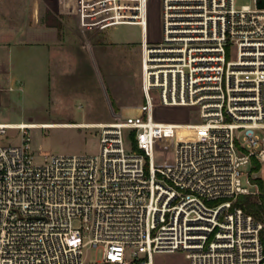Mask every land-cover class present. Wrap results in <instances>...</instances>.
<instances>
[{
    "label": "built area",
    "instance_id": "obj_1",
    "mask_svg": "<svg viewBox=\"0 0 264 264\" xmlns=\"http://www.w3.org/2000/svg\"><path fill=\"white\" fill-rule=\"evenodd\" d=\"M160 2L157 42L148 0L137 24L144 101L92 126L98 153L36 163L32 127L14 144L0 123V264H154L175 250L189 264H264V220L237 204L258 194L242 179L254 162L264 181V0ZM157 105L194 107L199 121L159 120ZM88 247L102 259L87 261Z\"/></svg>",
    "mask_w": 264,
    "mask_h": 264
},
{
    "label": "rangeland",
    "instance_id": "obj_2",
    "mask_svg": "<svg viewBox=\"0 0 264 264\" xmlns=\"http://www.w3.org/2000/svg\"><path fill=\"white\" fill-rule=\"evenodd\" d=\"M3 1L0 0V3ZM127 2L129 5L135 4L132 0ZM111 3L106 1L87 10L95 13ZM235 4L241 7L253 5L254 2L235 0ZM80 5V0H61L57 5L60 12L52 19L47 0L41 1L40 21L58 25L59 44L68 50L66 55L61 52L57 54V59L60 64L63 62L64 67L59 66L58 71L43 74L36 64L22 74V79L19 74L14 76L12 71H7L8 68H2L0 123H65L92 119L108 122L113 118L112 111L128 113L132 107L144 101L141 88V27L120 24L102 29L100 25L104 22L101 21L112 14L110 11L89 17L93 26L84 27ZM125 5L124 13L130 12L131 15L128 13L127 16L136 19L133 8ZM26 9V0H7L3 10L9 18H18L24 24L29 20ZM67 34L70 38L68 43H64L62 37L65 38ZM160 37L161 2L148 0V38L151 42H157ZM155 115L163 121H199V111L194 107L157 105ZM21 132L17 128L7 129L4 141L20 143ZM27 132L34 161L40 164L49 161L53 155L96 154L100 150V130L92 126H37L27 129ZM179 134L189 135V129L181 128ZM168 155L171 156L170 153ZM256 165L254 162L252 179L248 174L243 175V184L255 190L257 195H264V189L261 188L264 181L260 167L257 169ZM102 254L101 247L84 250L85 259L91 263L100 261ZM153 260L154 264H189L183 250L158 251L154 253Z\"/></svg>",
    "mask_w": 264,
    "mask_h": 264
},
{
    "label": "crops",
    "instance_id": "obj_3",
    "mask_svg": "<svg viewBox=\"0 0 264 264\" xmlns=\"http://www.w3.org/2000/svg\"><path fill=\"white\" fill-rule=\"evenodd\" d=\"M41 1L42 0H26V10L29 20L24 24H22L21 20L18 18H9L8 14L4 12L3 9L7 0H4L2 3H0V42H2L0 43V70H4L2 69L4 67L8 68L7 71H12L14 76L19 74L20 79H22L23 73L28 72V69L36 64L39 65V72L41 71L43 74L52 73L53 70L54 72L58 71L59 66L64 67V65L63 62L60 64V61L57 59V54L59 52H61L63 55L68 54V50L63 48L64 46L61 47L59 44L60 42L57 33L58 25L54 22L43 24L40 21ZM90 1L92 0H80V13L84 27L92 25V23L88 20L89 17L96 16L97 14L103 13L105 11H110L112 13L111 18L113 22L110 23L111 25H137L138 23L144 21L145 3L142 0H138V3H136L137 6L129 5L127 2L129 0H96L94 3L88 4ZM106 1H111V5L108 7L103 6L95 13L88 12L87 8H92L95 5L105 3ZM47 2L49 4V15L52 19H55L54 17L58 16L57 14H59L60 8L57 6L58 4L54 5L49 0H47ZM125 4H127V7L129 8H133L132 12L135 13V16L137 17L136 19L129 18L131 15L130 12L124 13L123 6ZM134 8H137V10ZM128 13H130L129 17L127 16ZM132 21H134L133 24ZM100 27L103 26L100 25ZM67 35L68 36H65V38L64 36L62 37V42L65 43L69 40L70 36L69 34ZM5 43L8 45H5ZM99 120L104 119L82 120L65 123L48 122L41 124H49L48 126L50 127H82L79 125L103 123L102 121L98 122Z\"/></svg>",
    "mask_w": 264,
    "mask_h": 264
},
{
    "label": "trees",
    "instance_id": "obj_4",
    "mask_svg": "<svg viewBox=\"0 0 264 264\" xmlns=\"http://www.w3.org/2000/svg\"><path fill=\"white\" fill-rule=\"evenodd\" d=\"M54 5L59 4L61 0H49ZM258 169L260 165L256 163ZM261 188L264 189L263 184ZM237 204L245 209L248 213L253 214L257 219L264 220V195L257 194H241L238 197Z\"/></svg>",
    "mask_w": 264,
    "mask_h": 264
},
{
    "label": "bare ground",
    "instance_id": "obj_5",
    "mask_svg": "<svg viewBox=\"0 0 264 264\" xmlns=\"http://www.w3.org/2000/svg\"><path fill=\"white\" fill-rule=\"evenodd\" d=\"M144 2V0H142ZM49 124H36V123H23V124H14V123H11V124H8V125H5L7 127H10V128H20V127H37V126H40V127H50L48 126ZM87 126H96L95 124H85ZM79 126H84L83 124L79 125ZM183 128H186V129H189L188 127H183Z\"/></svg>",
    "mask_w": 264,
    "mask_h": 264
}]
</instances>
